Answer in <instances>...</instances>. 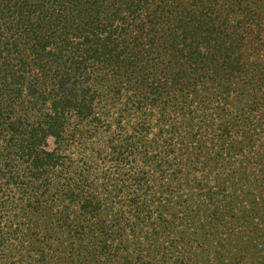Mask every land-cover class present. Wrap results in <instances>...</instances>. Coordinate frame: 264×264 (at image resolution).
Returning a JSON list of instances; mask_svg holds the SVG:
<instances>
[{
    "label": "trees",
    "instance_id": "1",
    "mask_svg": "<svg viewBox=\"0 0 264 264\" xmlns=\"http://www.w3.org/2000/svg\"><path fill=\"white\" fill-rule=\"evenodd\" d=\"M0 264H264V0H0Z\"/></svg>",
    "mask_w": 264,
    "mask_h": 264
}]
</instances>
